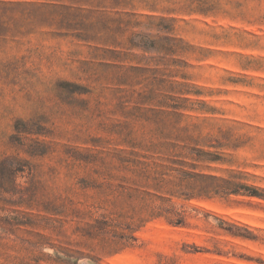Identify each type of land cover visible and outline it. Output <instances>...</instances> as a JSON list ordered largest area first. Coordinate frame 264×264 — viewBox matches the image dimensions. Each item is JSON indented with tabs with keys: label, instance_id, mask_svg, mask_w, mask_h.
I'll use <instances>...</instances> for the list:
<instances>
[{
	"label": "rangeland",
	"instance_id": "obj_1",
	"mask_svg": "<svg viewBox=\"0 0 264 264\" xmlns=\"http://www.w3.org/2000/svg\"><path fill=\"white\" fill-rule=\"evenodd\" d=\"M11 1L0 158L27 165L0 191V264H264V198L221 191L264 194V0ZM131 152L196 177L155 191ZM147 190L182 222L145 220Z\"/></svg>",
	"mask_w": 264,
	"mask_h": 264
},
{
	"label": "trees",
	"instance_id": "obj_2",
	"mask_svg": "<svg viewBox=\"0 0 264 264\" xmlns=\"http://www.w3.org/2000/svg\"><path fill=\"white\" fill-rule=\"evenodd\" d=\"M143 2H146V0H143ZM149 5L154 8V4ZM0 6L13 7L19 5L12 2L11 0H0ZM4 27L5 22L4 20L0 19V29ZM140 45H149V43L145 41ZM131 155L132 158L119 159L120 163L123 165L122 168L138 176L141 180H143L145 186H147L148 188L151 187L155 189V191L162 190L168 184H181L183 181H185V184H189L191 182V179H195L196 177L195 174L182 169V167L186 164L182 160L167 159L166 161L170 164L169 165L164 164V160H160L161 162H159L152 157L141 155L137 152H131ZM209 155V153L200 150H190L186 152V154H183L184 157H189L194 161H215L219 159L216 156L212 155H210L209 157ZM173 164L179 165L180 167H174L172 166ZM26 165V160L18 158L17 156L10 155L0 158V191L12 193L15 192V178L19 173L24 171ZM104 178L105 180H107V177ZM101 182L102 183L99 184H86L83 187L97 188L103 193H105L107 189H109V192L107 194L115 192L120 195L126 194L127 196H133L131 191H127V189L123 186H121V189H117L112 188V185L107 184L106 181ZM218 187L222 188V185ZM221 191L224 194H238L242 191V194L264 198V194L260 193L257 189L234 181H226V186H224ZM138 196L142 200V207L145 209L144 211L147 215V218L145 220L163 216L166 218V220L173 224H180L182 222L181 212L173 210L172 208L165 207L162 204H154V201L151 199L152 193L148 190L143 191L142 195ZM159 198L162 199V197ZM95 221L97 224L105 225L92 226V228H95L96 230V235L99 233L104 234L106 232L104 229L108 226L117 225L115 222H113L114 218L107 215L105 212L100 213V216L96 218ZM119 237L124 238V233Z\"/></svg>",
	"mask_w": 264,
	"mask_h": 264
}]
</instances>
